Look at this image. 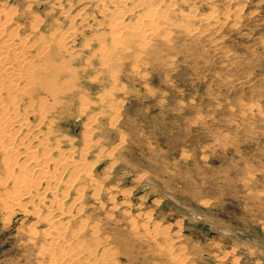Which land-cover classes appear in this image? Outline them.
Returning a JSON list of instances; mask_svg holds the SVG:
<instances>
[{
  "label": "rangeland",
  "instance_id": "374dc122",
  "mask_svg": "<svg viewBox=\"0 0 264 264\" xmlns=\"http://www.w3.org/2000/svg\"><path fill=\"white\" fill-rule=\"evenodd\" d=\"M39 1L0 0V10L34 12L66 31L68 0H59L63 8ZM79 1L72 15L84 9L95 21L110 20L100 0ZM161 9L166 24L143 53L129 45L109 65L93 60L84 76L93 97L112 91L115 111L107 113L108 102L103 114L93 106L100 122L89 161L100 192L87 189L66 204L63 221L83 243L97 233L118 264H176L172 255L177 264H264V0H164ZM93 38L91 31L75 38L71 61L80 71L91 51L83 45ZM90 43L96 49L99 41ZM80 108L62 119V135L82 138ZM4 157L0 151V204L14 189ZM31 198L0 205V264H48V204Z\"/></svg>",
  "mask_w": 264,
  "mask_h": 264
},
{
  "label": "bare ground",
  "instance_id": "6f19581e",
  "mask_svg": "<svg viewBox=\"0 0 264 264\" xmlns=\"http://www.w3.org/2000/svg\"><path fill=\"white\" fill-rule=\"evenodd\" d=\"M55 1L62 7L61 1ZM106 1L114 3L115 8H109ZM100 2L103 3L100 13L110 17L107 22L95 21L84 9L72 15L74 0H68L70 9L66 11V17L70 18V26L66 31L56 24V28L53 27L34 12L28 11L31 13L29 18L27 13L15 12L16 8L14 12V9L0 10V151L5 154L1 165L8 174L7 181H11L14 188L13 191L9 189L11 195L1 204L6 208L20 206L22 198L31 197H37L38 206L48 204L49 211L43 217L50 225L46 234L50 241L43 250L49 259L48 264L119 263L116 262L115 249L103 242L97 233H93L90 243L85 241V244L79 235H75L76 232H69L63 221L70 212V206L66 204L85 198L87 189L93 190L94 196L100 192L96 181L99 177L94 180L96 175L93 177L91 171L96 163L89 161L97 151L93 131L96 132L100 122L99 116L93 114V106L102 108L99 114L106 110L107 113L115 111L111 105L112 91L108 94L103 91V97L97 99L84 87L83 81L96 58L103 65H109L113 55L132 51L133 46L129 45L133 44L139 56L157 37L161 24L166 22L165 11L161 9L164 0H136L132 7H129L131 0ZM88 5H93V0ZM73 22L76 24L72 25ZM88 31L95 35L91 41H99V44L93 49L91 41L84 43L83 47L92 52L87 61H83L84 65L80 64L86 67L80 71L71 61L78 56L73 49L74 41L78 33ZM88 78L93 80V77ZM88 83L92 88L93 81ZM107 102L108 109L104 110ZM78 106L81 107V116L86 117V131L80 140L62 135L60 131L62 119ZM31 117L35 120L32 121ZM101 153L105 155V150ZM19 157L25 158L26 162L20 163ZM95 162L98 164L100 160L97 158ZM4 180L0 179V185L3 186ZM84 180H90L88 187L83 186L88 182L80 183ZM73 193L76 194L74 198ZM35 213L39 215L38 210ZM146 233L153 232L147 227ZM171 257L174 263H180L177 256Z\"/></svg>",
  "mask_w": 264,
  "mask_h": 264
}]
</instances>
